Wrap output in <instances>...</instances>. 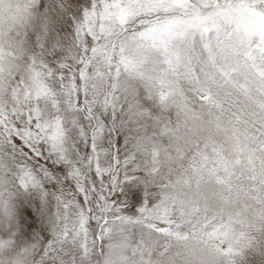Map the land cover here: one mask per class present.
Returning a JSON list of instances; mask_svg holds the SVG:
<instances>
[{
  "label": "snow or ice",
  "instance_id": "snow-or-ice-1",
  "mask_svg": "<svg viewBox=\"0 0 264 264\" xmlns=\"http://www.w3.org/2000/svg\"><path fill=\"white\" fill-rule=\"evenodd\" d=\"M0 264H264V0H0Z\"/></svg>",
  "mask_w": 264,
  "mask_h": 264
}]
</instances>
